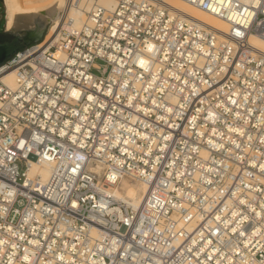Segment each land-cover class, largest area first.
<instances>
[{
	"label": "built area",
	"instance_id": "obj_1",
	"mask_svg": "<svg viewBox=\"0 0 264 264\" xmlns=\"http://www.w3.org/2000/svg\"><path fill=\"white\" fill-rule=\"evenodd\" d=\"M184 1L225 36L163 0H68L0 66V264H264V0Z\"/></svg>",
	"mask_w": 264,
	"mask_h": 264
},
{
	"label": "bare ground",
	"instance_id": "obj_2",
	"mask_svg": "<svg viewBox=\"0 0 264 264\" xmlns=\"http://www.w3.org/2000/svg\"><path fill=\"white\" fill-rule=\"evenodd\" d=\"M163 1L174 10L186 15L192 21L207 27L214 28L219 37H224L225 33L229 30V24L226 22V20L208 14L207 12L185 2L184 0ZM67 2L68 0H4L6 7V18H8L6 21V29L11 30L15 27H26L27 25H31L34 22L20 21V19L25 20L26 12L38 13L52 21L48 33L45 36V39L48 40L55 32L57 25L60 24L62 20V11L68 5ZM99 3L106 8H111L115 5V0H99ZM81 5V7L67 10L68 17L71 18L73 25L76 27H79L82 22L86 20L85 13L89 5L88 3ZM251 42L264 50L263 39L252 38ZM6 80L10 84L14 83V75L12 72H8L6 74ZM50 169L51 164L49 163H45L40 167L35 165L29 170V175L33 176L37 174L40 179H45L47 178ZM120 184L121 187L119 185L114 187L115 195L119 199L125 200L128 204L137 206L141 202L146 192V186L142 183H128L127 180H122ZM121 190H123V192H121ZM126 192H128L127 195Z\"/></svg>",
	"mask_w": 264,
	"mask_h": 264
},
{
	"label": "water",
	"instance_id": "obj_3",
	"mask_svg": "<svg viewBox=\"0 0 264 264\" xmlns=\"http://www.w3.org/2000/svg\"><path fill=\"white\" fill-rule=\"evenodd\" d=\"M7 20L8 18L0 16V25H3ZM20 21L34 22L36 28L27 30L25 35H16L0 27V33L13 35L11 40L0 42V66L5 64L6 60L13 58L18 50L24 51L29 46L42 41L50 22L48 18L33 12H26L25 20L20 19Z\"/></svg>",
	"mask_w": 264,
	"mask_h": 264
},
{
	"label": "rangeland",
	"instance_id": "obj_4",
	"mask_svg": "<svg viewBox=\"0 0 264 264\" xmlns=\"http://www.w3.org/2000/svg\"><path fill=\"white\" fill-rule=\"evenodd\" d=\"M0 16L6 17V7H5V4L3 3L2 0H0ZM59 20H60V16H59ZM51 24H52V21L50 20L49 25H48V28H47V32L44 34V38H45L46 34L48 33V30H49V27L51 26ZM27 26L26 27L25 26L15 27V28H13L11 30H8V31L11 32V33H13V34H16V35H25L27 30H34L36 28L35 23H33L31 25H27ZM0 27H3L4 29H6V22L3 25H0ZM44 38H43V40H44ZM97 63L98 64H101V65H104L105 64V62L102 61V60H97ZM94 73H100V72L97 69H95L94 70ZM127 181H128V183H133V184H135V183L138 184L139 183V182H134V181H129V180H127ZM120 183L118 185L121 187V184ZM121 192H123V190H121ZM127 193L128 192H126V195H127Z\"/></svg>",
	"mask_w": 264,
	"mask_h": 264
},
{
	"label": "trees",
	"instance_id": "obj_5",
	"mask_svg": "<svg viewBox=\"0 0 264 264\" xmlns=\"http://www.w3.org/2000/svg\"><path fill=\"white\" fill-rule=\"evenodd\" d=\"M9 38H10V35L6 34V37L5 38H0V42H3L4 41H9ZM35 43V42H33Z\"/></svg>",
	"mask_w": 264,
	"mask_h": 264
},
{
	"label": "flooded vegetation",
	"instance_id": "obj_6",
	"mask_svg": "<svg viewBox=\"0 0 264 264\" xmlns=\"http://www.w3.org/2000/svg\"><path fill=\"white\" fill-rule=\"evenodd\" d=\"M6 37V34H4L3 32L2 33H0V38H5ZM12 37H13V35L12 36H10V38H9V40H11L12 39ZM4 41V40H3Z\"/></svg>",
	"mask_w": 264,
	"mask_h": 264
}]
</instances>
